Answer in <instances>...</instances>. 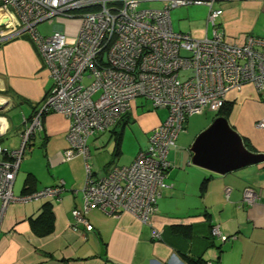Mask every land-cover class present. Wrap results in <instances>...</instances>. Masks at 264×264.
Returning <instances> with one entry per match:
<instances>
[{
  "label": "crops",
  "instance_id": "obj_1",
  "mask_svg": "<svg viewBox=\"0 0 264 264\" xmlns=\"http://www.w3.org/2000/svg\"><path fill=\"white\" fill-rule=\"evenodd\" d=\"M167 2L152 0L142 7L161 8ZM214 7L222 9L216 28L227 41L241 44L247 35L264 36V0H217ZM174 9V14L170 11L174 31L194 38L212 36V26L206 25V5ZM51 84L49 71L29 35L1 43L0 138L11 128H15L16 137L8 144L0 139L3 146H19L25 120L40 106ZM135 104L127 119L88 138L87 163L92 177L130 164L137 152L147 149L150 131L166 117V109L144 105L139 112ZM226 105L230 109L227 114L204 110L200 115L208 111L213 117L210 121L204 117L198 126L189 122L194 115L186 120L184 131L169 149L167 158L172 166L166 171L168 187L157 200L150 225L128 212L110 215L93 207L86 215L91 230L75 225L71 214L72 209L83 207L86 160L82 155L62 159L68 147L69 122L61 114H46L41 130L26 147L29 153L19 164L12 190L22 194L25 189L55 186L63 180L62 190L59 199L45 197L5 206L0 218V264H195L197 259L205 264H264V127L257 126L264 120V91L245 85L228 94ZM12 109L23 115L20 125L12 126ZM218 117L227 120L248 152L262 156L259 161L223 174L192 163V143ZM133 120L139 123L142 143L134 154L124 157L123 134ZM28 176L33 178L30 184L26 183ZM246 188L256 193L252 203L243 202ZM45 203L52 214L48 233H42L36 220ZM214 224L226 240L211 235ZM154 228L160 232L159 238L152 236Z\"/></svg>",
  "mask_w": 264,
  "mask_h": 264
},
{
  "label": "built area",
  "instance_id": "obj_2",
  "mask_svg": "<svg viewBox=\"0 0 264 264\" xmlns=\"http://www.w3.org/2000/svg\"><path fill=\"white\" fill-rule=\"evenodd\" d=\"M147 1L152 0H0V43L27 33L52 81L40 106L25 120L19 146L9 149L0 143V218L8 203L59 199L63 180L25 194L12 190L26 147L48 113L69 122L62 159L82 155L86 160L83 207L72 209L74 224L91 230L86 215L97 207L110 215L128 212L150 225L157 200L168 187L169 149L188 117L218 111L230 92L245 85L264 91V36L247 35L241 44L227 41L216 28L222 14L214 7L217 0H168L161 8L142 7ZM187 5L208 7L206 25L212 26V36L194 38L172 29L171 9ZM53 17H80L78 34L69 37L62 26L41 34L37 25ZM139 97L154 109H166V117L150 131L147 149L130 164L92 177L88 138L114 126ZM257 126L264 127V120ZM255 199L256 193L246 188L243 202ZM210 231L221 241L228 238L218 225ZM152 236L159 238L160 232L154 228Z\"/></svg>",
  "mask_w": 264,
  "mask_h": 264
},
{
  "label": "water",
  "instance_id": "obj_3",
  "mask_svg": "<svg viewBox=\"0 0 264 264\" xmlns=\"http://www.w3.org/2000/svg\"><path fill=\"white\" fill-rule=\"evenodd\" d=\"M190 149L193 164L220 174L257 162L262 157L251 154L243 147L241 138L223 117L216 118L198 134Z\"/></svg>",
  "mask_w": 264,
  "mask_h": 264
},
{
  "label": "rangeland",
  "instance_id": "obj_4",
  "mask_svg": "<svg viewBox=\"0 0 264 264\" xmlns=\"http://www.w3.org/2000/svg\"><path fill=\"white\" fill-rule=\"evenodd\" d=\"M175 10L176 9H174V8L171 9L173 14H174ZM81 21H82V19L80 17H73V18L53 17V18H50L46 21L39 23L37 25V29L41 34L48 35V34L52 33L55 28L62 26L64 34H66L69 37H74L79 32V29L81 26ZM22 34L23 35L20 34L21 36L19 35V38H26L28 36L27 33H22ZM1 43H0V45H1ZM136 102L137 103L135 105L137 106L136 108H138L139 112H141V110H142L141 108L144 105H147L148 107L153 108L151 106L150 101L145 100L142 97L137 98ZM17 112H18L17 109L10 110V114L12 115V117L10 118L12 126L20 125L23 121V115H21L19 112L18 113ZM204 117L207 118L208 121H210L213 117V112L205 111V113H203L201 115L200 114H194V116L189 118V122H190L191 126H198L202 123ZM1 121H2V119H1ZM203 123H204V121H203ZM126 126H127V128L124 131L123 139H122V146H121V148H122V154L121 155H123L124 157H128L130 154H134L138 149V144L142 143L141 142L142 134H141L140 129L138 127L139 126L138 121L133 120V121L129 122ZM14 129L11 128L10 130H8V132L4 136H1L0 139L3 140L5 144H8V143H10L11 140L16 139V137L14 136L15 135ZM9 149H11V148H9ZM114 149H115V146H114ZM27 150L28 149H26V151L24 153L23 159L29 153V152H27ZM36 152H38V149L35 151V154H36Z\"/></svg>",
  "mask_w": 264,
  "mask_h": 264
},
{
  "label": "trees",
  "instance_id": "obj_5",
  "mask_svg": "<svg viewBox=\"0 0 264 264\" xmlns=\"http://www.w3.org/2000/svg\"><path fill=\"white\" fill-rule=\"evenodd\" d=\"M229 110L230 109H229V107H227L226 102H225L223 104V106L218 110V113L227 114L229 112ZM126 116L127 115L125 114L124 116H122V118H120V120L124 119ZM126 119H127V117H126ZM126 119H125V121H126ZM115 150H116V153H117L118 152V145L116 146V149ZM32 181H33L32 176L31 177L28 176V180L26 179V183L30 184ZM34 190H36V189H33V190H31V189H29V190L28 189H25L24 192L25 193H30V192H32ZM25 193H22V194H25ZM49 207H50V205H48V203H45L44 206L41 208L40 215L36 218V220H38V224L41 223V228H43V232L42 233H48L51 230L52 214L50 212ZM33 225L35 226L36 223L33 222L32 223V226ZM39 229H40V227H39ZM195 264H205V262L202 261L201 259H197L195 261Z\"/></svg>",
  "mask_w": 264,
  "mask_h": 264
},
{
  "label": "bare ground",
  "instance_id": "obj_6",
  "mask_svg": "<svg viewBox=\"0 0 264 264\" xmlns=\"http://www.w3.org/2000/svg\"><path fill=\"white\" fill-rule=\"evenodd\" d=\"M1 105H2V103H1ZM2 126V125H1Z\"/></svg>",
  "mask_w": 264,
  "mask_h": 264
}]
</instances>
